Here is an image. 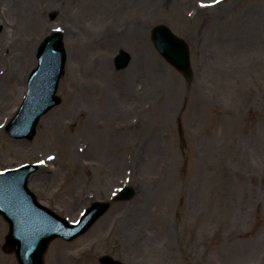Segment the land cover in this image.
Instances as JSON below:
<instances>
[{
    "label": "rangeland",
    "instance_id": "1",
    "mask_svg": "<svg viewBox=\"0 0 264 264\" xmlns=\"http://www.w3.org/2000/svg\"><path fill=\"white\" fill-rule=\"evenodd\" d=\"M9 1L0 3V171L42 165L29 188L73 223L122 187L134 191L77 241L54 240L44 263L109 255L264 264V0ZM159 24L187 41L193 75L155 49ZM57 28L67 54L62 101L32 139H13L4 126ZM120 51L132 60L118 70ZM8 232L0 215V264H18L4 250Z\"/></svg>",
    "mask_w": 264,
    "mask_h": 264
},
{
    "label": "water",
    "instance_id": "2",
    "mask_svg": "<svg viewBox=\"0 0 264 264\" xmlns=\"http://www.w3.org/2000/svg\"><path fill=\"white\" fill-rule=\"evenodd\" d=\"M152 39L160 53L189 77L191 75L190 52L187 43L166 26H157ZM39 67L30 78V92L7 128L15 138L32 139L39 119L61 103L57 91L64 75L66 52L61 33L50 36L40 49ZM131 56L126 52L116 59L119 70L129 66ZM37 167H25L0 175V213L10 223L5 250L16 252L20 264H43L49 244L62 237L73 240L89 230L109 208V204H95L78 225H72L37 202L28 189L30 174ZM132 189H125L116 198L125 201L132 198ZM102 264H121L110 257L101 259Z\"/></svg>",
    "mask_w": 264,
    "mask_h": 264
},
{
    "label": "bare ground",
    "instance_id": "3",
    "mask_svg": "<svg viewBox=\"0 0 264 264\" xmlns=\"http://www.w3.org/2000/svg\"><path fill=\"white\" fill-rule=\"evenodd\" d=\"M3 1V3H7L6 1L7 0H1V2ZM20 3H21V0H14V2H12L11 0L8 2V9L9 8H11V7H14L13 9H17L19 6H20ZM37 3H39V7H40V2H37ZM27 5H28V8H26L25 10H30V9H32V7H34L33 6V4H29V2H27ZM38 7V8H39ZM1 18V17H0ZM33 20H35L36 18H32ZM34 22H37V23H39L38 21H34ZM130 65H131V63H130ZM129 65V66H130ZM115 202V201H114Z\"/></svg>",
    "mask_w": 264,
    "mask_h": 264
}]
</instances>
